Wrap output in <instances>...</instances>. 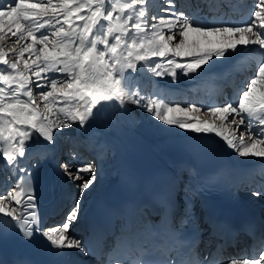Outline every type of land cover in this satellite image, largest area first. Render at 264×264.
Returning <instances> with one entry per match:
<instances>
[{"label": "snow or ice", "instance_id": "1", "mask_svg": "<svg viewBox=\"0 0 264 264\" xmlns=\"http://www.w3.org/2000/svg\"><path fill=\"white\" fill-rule=\"evenodd\" d=\"M148 4L149 0H0V65L4 66L0 168L10 177L9 186L0 192V235L12 232L25 242L41 237L56 255L84 249L71 230L80 221L83 195L96 183L95 160L73 156L75 163L58 164L63 176L79 181V195L62 221L49 227L40 226L32 172L45 156L27 167L23 161L30 144L48 149L58 131L87 128L108 102L121 108L126 102L139 106L164 125L197 137L214 134L225 151L264 163V0H254L249 20L238 25L200 23L196 14L177 12L174 0L161 5L163 15L149 16ZM6 43L14 46L5 51ZM253 45L258 47H249ZM237 52L256 55L250 74L234 98L224 103L206 108L168 104L145 97L129 84L145 67L155 77H171L173 84L181 77L196 79ZM251 195L259 198L264 193L254 190ZM120 243L127 244L131 255L121 259L113 238L117 254L101 264H180L171 256L154 261L151 250L135 248L130 240ZM222 250L223 246L218 249ZM213 257L209 252L188 264H216ZM223 264H264V248L256 255L227 258Z\"/></svg>", "mask_w": 264, "mask_h": 264}, {"label": "bare ground", "instance_id": "2", "mask_svg": "<svg viewBox=\"0 0 264 264\" xmlns=\"http://www.w3.org/2000/svg\"><path fill=\"white\" fill-rule=\"evenodd\" d=\"M190 39H195V37H190ZM240 47H243V46H240ZM238 54H239V52H237L235 54H230L228 59L224 60L223 62H227L229 60L234 59L235 57H237ZM220 62H218L217 64H219ZM223 65H225V64H223ZM205 68H207V66H205ZM213 68H215V67H213ZM213 68H212V70H213ZM212 70L208 69V72H211ZM140 76H144L145 78H144L143 81L146 82V80H147V81H149L148 83H150L151 80H153V81L158 80V77L154 78L155 76H153L151 73L147 72L146 67L141 70V75ZM202 77H203V75L200 76V77H197L196 79H189L187 77H181L179 82L175 83V86H173L174 84L171 83V77L165 76L163 78L164 81H165V84L163 85V91L165 92V95H168L170 93V89H176L177 90V88H180V90H186V89L194 88V87L197 86L199 80ZM161 86H162V83H161ZM158 98L161 99L160 96ZM105 108H106V106L104 105V107L101 108V110L96 113V116H95L94 120L91 122V124L87 128L81 129V128L78 127L79 128L78 131H79V133L81 135H83V134L84 135L98 134V136L101 135V133L103 131L102 130L103 124L110 123L112 120L116 119L115 116H114V113L122 114L124 116V118L126 120H128L130 129L133 130L134 132L142 135L141 138L143 140L149 142V143H152L153 141H155V142L165 141V139L170 134L192 133L190 131H187V130H184V129H180L179 127L166 126L162 122L155 120L149 113L143 112L139 106L128 104L127 102L125 103V106L123 108H121L118 104H116L114 102V109H108L112 113H108L107 111H105ZM193 115H195V114H193ZM201 119H208V117H201ZM201 135H203V134H201ZM209 135L215 137L214 134H209ZM215 138L217 140H219L218 137H215ZM43 143L46 144L47 142H43ZM221 143H223V141H221ZM100 144H101V141H100ZM54 145H48V146H54ZM103 145L105 146L104 143H103ZM38 146L40 147L39 151H37V150H35L33 148H30L29 151H28V154L30 152H36V151L38 153H40L41 152L40 149H42L43 147L39 143H38ZM54 150H56V148ZM230 151L232 152V150H230ZM41 154H42V152H41ZM233 154H234L235 158L240 163H249V162L260 160L259 158H252V157H249V158H247L245 160V159L239 158L237 155H235V153H233ZM23 165L26 166V167L28 166V164L25 163L24 161H23ZM113 168H114V165H113ZM38 169L40 171H44V172L47 171L45 165H43V164H40ZM47 174H49V173L47 172ZM110 178H108V175L104 176L103 179H106V180H105V182H103V185H105L106 181H109ZM103 185L101 183L100 187H96L93 190L94 191L93 195L97 194L98 191L101 189V187H103ZM258 202H259V205L262 204V202H260V201H258Z\"/></svg>", "mask_w": 264, "mask_h": 264}, {"label": "rangeland", "instance_id": "3", "mask_svg": "<svg viewBox=\"0 0 264 264\" xmlns=\"http://www.w3.org/2000/svg\"><path fill=\"white\" fill-rule=\"evenodd\" d=\"M6 2H10V1H8V0H6ZM113 2H115V0H113ZM166 2V0H149V4H148V11H149V16H151V15H163V13L160 11V9H161V5L162 4H164ZM150 22H151V20H150ZM149 31H151L150 29H149ZM12 40L14 41L15 40V37H13L12 38ZM10 46H14V45H9V44H5L4 45V47H5V51H7L8 50V47H10ZM255 45H253V46H249V47H251V48H253ZM18 47V46H17ZM10 56H11V53L9 54ZM26 56H27V54H26ZM26 58V57H25ZM154 58H156V59H154ZM177 59H179V58H177ZM153 60H155V61H157V62H162V61H160V58L159 57H153ZM228 62V61H227ZM226 62H223V61H221L219 64H217L216 66H214V67H220L219 65H223V64H225ZM2 67H4L3 65H0V68H2ZM166 67H170V66H167L166 65ZM210 69H212V68H210ZM214 69V68H213ZM139 75H141V72L139 73ZM139 75H137L136 76V78L134 79V80H130L129 82V84H130V87L132 88V90H134V91H138V86L139 85H142V82H140V80L141 79H143L144 78V76H139ZM154 78H156V77H154ZM160 80V81H159ZM168 80V79H167ZM158 83H159V85L161 86V83H162V88H163V85L165 84V81H164V79H161V78H158V80H156ZM145 83H147V82H145ZM159 86V87H160ZM173 86H175V84L173 85ZM143 92H140V91H138V92H140V93H142L145 97H148L149 96V90H146V89H144L143 88ZM38 91V90H37ZM164 92V91H163ZM165 93V92H164ZM154 94V93H153ZM166 96V95H165ZM161 100H163V98H161ZM112 103L114 104V102H108L105 106H109V107H112ZM113 107H114V105H113ZM141 108V107H140ZM141 110L143 111V112H146L145 110H143V108H141ZM41 111L43 112L44 111V109H43V106L41 105ZM147 113V112H146ZM119 115H120V118L122 119V120H124L125 121V118H124V116L122 115V114H120L119 113ZM79 128L78 127H73V128H71V129H64V130H62V131H58L57 133H56V142H55V145L54 146H56L57 145V141H58V143L59 142H61V145H65V144H67V145H69V146H72V144L71 143H73L74 144V140H75V138L77 137L75 134H79V135H81L80 133H79ZM84 135V134H83ZM87 136H95V134H90V135H87ZM99 137V136H98ZM71 142V143H70ZM97 142V144H96V147H99V145H100V141L99 140H97L96 141ZM36 145L38 146V143H32L30 146H29V149L30 148H33V149H35V150H37V148H36ZM88 145V144H87ZM54 146H48V149H55L54 148ZM48 149H45V148H42V149H40L41 150V152H42V154H41V156L43 155L44 156V153H45V159H47L48 157H47V153L49 152V150ZM37 152V151H36ZM38 153V152H37ZM93 154L95 155V152H93ZM96 156V155H95ZM47 157V158H46ZM32 158V157H31ZM31 158H29V161H28V165L30 164V163H32V162H30V159ZM44 159V160H45ZM90 159H94L95 161H96V158L94 157V156H89L88 157V159L87 160H90ZM65 161H68V155H67V153L65 154H63L62 155V157L60 158V162L59 163H62V162H65ZM59 163H57V162H55V163H52L53 165H54V167H57V170H58V174H59V176H63L62 174H61V172H60V170H59V168H58V164ZM96 163V162H95ZM43 164V163H42ZM44 165V164H43ZM101 166L102 165H100L99 163L97 164L96 163V167H98L97 169V174H96V176H97V180H96V183H95V185L90 189V190H88V191H86V193L83 195V197H82V200H86V199H88L90 196H91V194H94V189L96 188V187H100V185H101V183H102V185H103V182H105V180L106 179H103V178H99V175H103V173H105L106 171H107V169L109 168V164H106L103 168H101ZM1 169H3V168H1ZM4 170V169H3ZM47 170V169H46ZM57 170H56V172H57ZM8 175V174H7ZM106 175H108V178H110L111 177V172L109 173V172H107L106 174H104V176H106ZM67 180H68V182H69V185L71 186V187H69V189H73V191L75 192V195H76V197L79 195V189H78V187H77V185L79 184V181H72V180H69L66 176H64ZM105 185H103V187H104Z\"/></svg>", "mask_w": 264, "mask_h": 264}]
</instances>
